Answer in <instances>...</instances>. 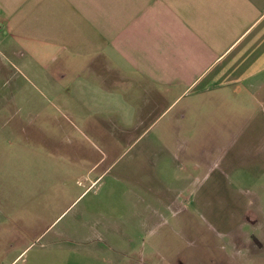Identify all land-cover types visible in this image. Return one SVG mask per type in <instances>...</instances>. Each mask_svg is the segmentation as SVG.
I'll return each instance as SVG.
<instances>
[{
    "label": "crops",
    "instance_id": "obj_1",
    "mask_svg": "<svg viewBox=\"0 0 264 264\" xmlns=\"http://www.w3.org/2000/svg\"><path fill=\"white\" fill-rule=\"evenodd\" d=\"M0 49L25 66L51 62L45 80L57 96L63 83L117 94L100 114L115 140L136 131L149 143L141 158L153 161L159 144L175 161L200 146L190 169L207 179L220 168L207 147L264 152V0H0ZM259 166L243 178L252 184L241 222L224 228L202 218L191 256L183 245L170 257L156 244L175 231L170 217L141 216L138 199L119 196L118 185L108 193L117 198L70 197L78 209L68 213L0 209V264H264ZM220 174L230 186L242 178ZM175 204L167 207L177 214Z\"/></svg>",
    "mask_w": 264,
    "mask_h": 264
},
{
    "label": "rangeland",
    "instance_id": "obj_2",
    "mask_svg": "<svg viewBox=\"0 0 264 264\" xmlns=\"http://www.w3.org/2000/svg\"><path fill=\"white\" fill-rule=\"evenodd\" d=\"M19 57L0 49V209L34 206L47 213H68L78 209L68 207L70 197L82 194L78 201L92 195L117 198L108 193L119 185V196L138 199L141 216L148 210L155 211L158 214L154 216L170 217L173 230L181 228L182 235L165 229L155 239L170 257L176 255L178 245H183L191 256L195 229L202 218L224 228L241 222L249 202L247 190L252 184L243 178L256 172L259 162L263 165L264 152L247 146L207 147L212 157L210 164L218 161L220 167H214L210 179L190 169L199 154L196 151L203 150L200 146H192L191 155L175 161L159 144L153 161L149 156L141 158L140 151L149 143L138 141L136 131L126 140H115L107 131L106 116L100 114L105 109L103 102L117 94L67 89L63 83L57 87V96L45 80L54 71L51 62L46 69L43 62L29 67ZM71 77L82 82L87 78L91 81L94 76L74 73ZM95 164L94 172L88 173ZM220 172L242 178L230 186L231 182L223 179ZM97 178V183L86 191L90 180ZM254 190L263 196L264 183L258 182ZM175 201L177 214L167 207ZM144 246L140 240L138 247ZM206 263L207 258L200 264Z\"/></svg>",
    "mask_w": 264,
    "mask_h": 264
}]
</instances>
